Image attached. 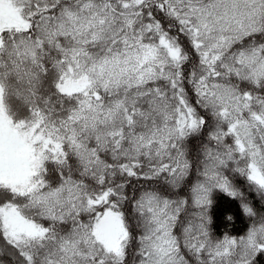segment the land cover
Masks as SVG:
<instances>
[{"label":"snow or ice","instance_id":"1","mask_svg":"<svg viewBox=\"0 0 264 264\" xmlns=\"http://www.w3.org/2000/svg\"><path fill=\"white\" fill-rule=\"evenodd\" d=\"M0 264H264V0H0Z\"/></svg>","mask_w":264,"mask_h":264},{"label":"trees","instance_id":"2","mask_svg":"<svg viewBox=\"0 0 264 264\" xmlns=\"http://www.w3.org/2000/svg\"><path fill=\"white\" fill-rule=\"evenodd\" d=\"M242 228V222L241 221H237V225H236V230H240Z\"/></svg>","mask_w":264,"mask_h":264}]
</instances>
